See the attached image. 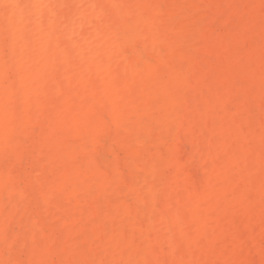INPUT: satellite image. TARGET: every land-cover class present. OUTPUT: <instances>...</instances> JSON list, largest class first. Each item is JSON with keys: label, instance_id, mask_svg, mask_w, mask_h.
Returning a JSON list of instances; mask_svg holds the SVG:
<instances>
[{"label": "bare ground", "instance_id": "obj_1", "mask_svg": "<svg viewBox=\"0 0 264 264\" xmlns=\"http://www.w3.org/2000/svg\"><path fill=\"white\" fill-rule=\"evenodd\" d=\"M0 264H264V0H0Z\"/></svg>", "mask_w": 264, "mask_h": 264}]
</instances>
